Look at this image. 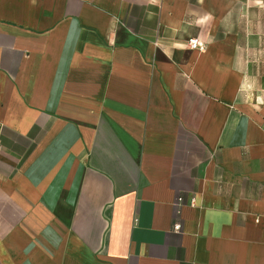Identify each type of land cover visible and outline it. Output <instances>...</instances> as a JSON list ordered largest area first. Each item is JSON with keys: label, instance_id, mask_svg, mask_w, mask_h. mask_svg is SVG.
Returning a JSON list of instances; mask_svg holds the SVG:
<instances>
[{"label": "crops", "instance_id": "crops-1", "mask_svg": "<svg viewBox=\"0 0 264 264\" xmlns=\"http://www.w3.org/2000/svg\"><path fill=\"white\" fill-rule=\"evenodd\" d=\"M0 264H264V9L0 0Z\"/></svg>", "mask_w": 264, "mask_h": 264}, {"label": "built area", "instance_id": "built-area-1", "mask_svg": "<svg viewBox=\"0 0 264 264\" xmlns=\"http://www.w3.org/2000/svg\"><path fill=\"white\" fill-rule=\"evenodd\" d=\"M188 45L192 48V49H197L199 51H205L206 46L203 43H200L199 41L195 40V39H191L188 42ZM181 226L177 225L175 227L176 230H180Z\"/></svg>", "mask_w": 264, "mask_h": 264}, {"label": "clouds", "instance_id": "clouds-1", "mask_svg": "<svg viewBox=\"0 0 264 264\" xmlns=\"http://www.w3.org/2000/svg\"><path fill=\"white\" fill-rule=\"evenodd\" d=\"M153 3L156 2V0H152ZM250 6L254 5L257 6L259 8L264 9V0H249ZM177 47L183 48L182 45H177Z\"/></svg>", "mask_w": 264, "mask_h": 264}]
</instances>
